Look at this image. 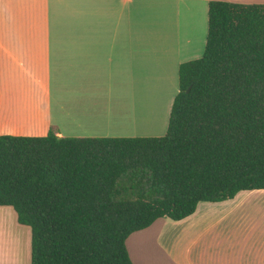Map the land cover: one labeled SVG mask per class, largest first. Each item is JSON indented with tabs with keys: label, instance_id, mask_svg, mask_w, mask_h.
Segmentation results:
<instances>
[{
	"label": "trees",
	"instance_id": "obj_1",
	"mask_svg": "<svg viewBox=\"0 0 264 264\" xmlns=\"http://www.w3.org/2000/svg\"><path fill=\"white\" fill-rule=\"evenodd\" d=\"M264 189V4L214 0L162 137L0 136V207L31 264H133L128 238Z\"/></svg>",
	"mask_w": 264,
	"mask_h": 264
},
{
	"label": "crops",
	"instance_id": "obj_2",
	"mask_svg": "<svg viewBox=\"0 0 264 264\" xmlns=\"http://www.w3.org/2000/svg\"><path fill=\"white\" fill-rule=\"evenodd\" d=\"M211 1L0 0V136H165ZM127 249L133 264H264V189L159 219Z\"/></svg>",
	"mask_w": 264,
	"mask_h": 264
},
{
	"label": "rangeland",
	"instance_id": "obj_3",
	"mask_svg": "<svg viewBox=\"0 0 264 264\" xmlns=\"http://www.w3.org/2000/svg\"><path fill=\"white\" fill-rule=\"evenodd\" d=\"M264 0H243L240 4L263 3ZM32 256V232L28 226L20 225L11 207H0V264H8L13 258L26 264ZM14 262V261H13Z\"/></svg>",
	"mask_w": 264,
	"mask_h": 264
}]
</instances>
